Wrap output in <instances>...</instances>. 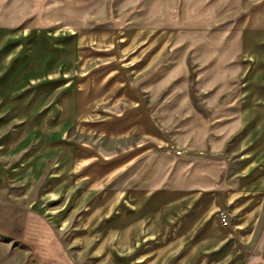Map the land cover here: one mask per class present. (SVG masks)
<instances>
[{"label": "crops", "instance_id": "1", "mask_svg": "<svg viewBox=\"0 0 264 264\" xmlns=\"http://www.w3.org/2000/svg\"><path fill=\"white\" fill-rule=\"evenodd\" d=\"M50 1L0 0V187L33 264H264V0L15 30Z\"/></svg>", "mask_w": 264, "mask_h": 264}, {"label": "rangeland", "instance_id": "2", "mask_svg": "<svg viewBox=\"0 0 264 264\" xmlns=\"http://www.w3.org/2000/svg\"><path fill=\"white\" fill-rule=\"evenodd\" d=\"M41 0H33L36 4ZM44 5L51 4L50 0H43ZM53 10H48V15L45 16V10H38V17L40 20L51 19L57 24L55 26L31 25L33 21L32 15L29 17V21H25L15 30L29 33L31 30L37 29V31H45L46 29H54L55 31H63L65 28L73 30V24H76L78 17L81 14L85 16L86 30H93L109 26L110 22L122 21L127 17H132L131 14L135 12L133 9L119 8L125 5L124 2L114 3L116 7L111 11L104 8L105 3H109L111 0H52ZM7 3V6H10ZM36 4L32 3V7ZM37 4V5H38ZM113 3H109V6ZM40 5V4H39ZM108 5V4H107ZM1 6V3H0ZM120 9V10H118ZM1 11V10H0ZM23 15L32 14L36 11L33 9L23 10ZM31 12V13H30ZM34 18V17H33ZM66 21L70 25H63L62 22ZM97 23V24H96ZM53 125V123H51ZM26 202L21 198L19 188L13 183H7L5 186L0 187V264H33L31 253L20 243V228L22 218L24 214V208ZM262 225L264 226V216L262 219ZM72 253V251H69ZM73 254V253H72ZM75 254H73V257ZM77 264H87L84 257L75 256Z\"/></svg>", "mask_w": 264, "mask_h": 264}, {"label": "built area", "instance_id": "3", "mask_svg": "<svg viewBox=\"0 0 264 264\" xmlns=\"http://www.w3.org/2000/svg\"><path fill=\"white\" fill-rule=\"evenodd\" d=\"M174 154L179 155L180 153L178 151H175ZM218 215H219V219H220L221 224L224 227H229V225H230V219H229L228 213L225 210H222L221 209L218 212Z\"/></svg>", "mask_w": 264, "mask_h": 264}]
</instances>
